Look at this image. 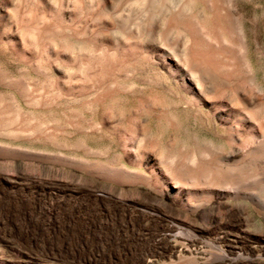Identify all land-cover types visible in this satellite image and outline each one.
I'll return each instance as SVG.
<instances>
[{"label":"rangeland","instance_id":"obj_1","mask_svg":"<svg viewBox=\"0 0 264 264\" xmlns=\"http://www.w3.org/2000/svg\"><path fill=\"white\" fill-rule=\"evenodd\" d=\"M204 1L0 0V122H10L0 125V264H264L257 244L222 238L228 211L245 207L241 230L253 237H264V214L249 201L223 198L199 216L158 162L208 148L226 152L234 130L254 133L224 120L220 105L243 109V118L257 111L255 123L264 121V0H220L231 4L245 39H229L241 44H227L232 53L193 61L215 87L213 104L167 59L191 36L183 20L212 28L216 12ZM107 81L118 85L105 94ZM80 85L83 101L68 94ZM128 122L146 135V158L128 133L114 130ZM261 157L238 175H203L199 187L232 183L264 204ZM152 206L169 218L160 222ZM157 245L171 250L159 255ZM58 246L75 259L45 256Z\"/></svg>","mask_w":264,"mask_h":264},{"label":"bare ground","instance_id":"obj_2","mask_svg":"<svg viewBox=\"0 0 264 264\" xmlns=\"http://www.w3.org/2000/svg\"><path fill=\"white\" fill-rule=\"evenodd\" d=\"M208 1H210L211 5ZM139 2L150 3V2H152V0H137V2H134V3L136 4ZM206 2H208V4L210 6H213L212 10H215V12H216L215 18L212 22L213 23L212 28L208 27L206 25V23L203 21V19L197 18L194 20V22H189V21L183 20L184 27L186 29H188L191 36L187 39L186 46L184 47L182 52H180V53L174 52V54H173V52H171L170 58L167 57V59H170L174 65L179 67V73H180L179 76H181L180 79L187 80L188 82H190L193 85V89L196 91V93L198 95H200L201 97H204L206 100H209L211 104H213L214 100H211L210 95L212 93H215V87L212 84H210V85L204 84V80L208 76L205 74L204 70L202 72V70L200 71V70L196 69L193 66L194 65L193 61H195L196 59H201L198 61L203 62L209 58H215V56H216L215 54H218L221 52H223L225 54L232 53L229 45L227 46V44H229V43L231 44V42H232V41L230 42L229 39L230 38H236L238 41H241V40L244 41L245 34H244L243 29L240 26V24H241L240 22H238V24L237 23L235 24V22L233 23L232 20L235 19V17H233V14H235V13H233L234 10L231 9V4L229 6L230 9L225 7V4L228 1H226L225 4H223L224 2L220 1V0H207ZM228 4L229 3H227V5ZM200 18H202V17H200ZM138 34L140 35V32H138ZM226 35H228L227 38L225 37ZM207 42L211 45H209ZM231 45L233 47L234 46H236V47L241 46L240 42H238V44L233 43ZM117 46H119V45H117ZM240 51H241V49H240ZM244 55H245V53H244ZM163 57H165V56H163ZM81 58H83V57H81ZM90 58H91V56H90ZM227 58H228V56H227ZM182 61L185 62L186 64L184 63L185 64L184 65ZM202 62H201V64H203ZM212 65H213V68H215L214 62L212 63ZM244 65L246 67V72L250 76V80L253 81L254 80V74L250 70V68L247 66L248 62L244 61ZM217 67H219V66H217ZM213 68H211V69H213ZM101 71H103V70H101ZM84 74H85V76L87 75V73H84ZM99 74H100V76H102L101 73H99ZM103 74L105 75V77L106 76L112 77L113 71H107V69H106V72ZM94 75H96V74H94ZM214 75H216V74H214ZM97 77H99V76H97ZM218 77H220V76L218 75ZM221 77H223V76H221ZM230 78H232V77H230ZM221 80H223V79H221ZM217 81H219V80H217ZM219 83H217V84H219ZM224 84H225L224 86H227V87L233 85L231 83H230V85H226V84H229V82L228 83L224 82ZM117 85L118 84L115 81L108 82L107 88H105V90H104L105 94L110 93L114 88L117 87ZM93 86H95V85H93ZM98 86H99V83H98ZM231 87L233 88V86H231ZM231 87H229V88L231 89ZM86 88H85V85L84 86L80 85L79 89H77L78 91H76L75 88L71 86L69 88L68 94L71 97L80 96L78 100L83 101L82 99H84L83 97L85 96V93L87 91ZM220 94H221V91H220ZM223 98H226V97H223ZM238 99H239V97H238ZM217 109H220V111L221 110L225 111V112H223L224 113V115H223L224 120L227 119L230 122H232L233 124L249 125V127L254 126V127H256V130L254 129L255 130L254 133L249 137L245 136V134H243L241 131H239L240 130L239 128H238L239 130H236V132L234 130L233 131L234 133H230V135H227L226 140H225V144H226V146H228L229 149H227L226 152L221 151L219 149L220 151H216L213 154V152H211L208 148V150H205L204 152H201V153L200 152L199 153H193L191 155L182 154V156H180L179 158L172 157L171 155H165L163 158L158 160L159 165L167 172V174L169 175V178L173 181L174 188L181 190V192H184V195L187 196L184 201L187 202L186 206L188 207V210L193 212V213L198 214L199 216H206V215L214 212V210L218 209V207L220 205L219 201L223 198L249 201L252 203L253 207L255 208V210L259 214H264V204H263V201L260 199L259 195H256V193L244 192V190L240 189L241 188L240 186L238 188V187H234L235 184L232 186V185H230L232 183H230V184L228 183L229 186L225 187V184H227V183H225V184H223L224 185L223 187H225V188L218 187V185H215V184L204 185L203 186L204 188L199 187L202 185L199 181H200V177H202L203 175H206V174H208L209 176H211V175L214 176L217 174L221 175L220 172L222 174H224L225 176L238 175L242 169L252 168L254 165H256L257 160L259 158H262L261 156H262V154H264V144L261 143V142H264V140L262 139L263 141L260 140L261 142H259V136H260L259 133L261 132L262 129L260 128V131H259L258 130L259 127L257 126V125H263V123L261 124V122L263 120L261 119V121L259 122L260 124L255 123V121L258 122V119L260 118L259 117L260 114L257 111H249L248 108H246V106H245L244 111H249L247 113H249L250 117L248 115L247 118H243L241 116L242 115L241 113H243L241 111L243 109L241 111L238 109V111H237L235 108H233L230 105V103H229V105H220L217 107ZM247 113H245V114H247ZM9 123H10L9 121H3V122H0V125L3 127H6L7 125H10ZM231 126H233V125H231ZM140 127L141 126L139 125V128ZM139 128L137 127V125H134V124L128 122L125 124V126L116 128L114 130H116L120 134L128 133L132 142H133L134 151L136 152V154L138 156H140L141 158H146L147 153H145V148L147 147V145H146L147 137L143 132L141 133L139 131L140 130ZM15 131H16V129H15ZM231 131H232V129H231ZM1 132H3V131H1ZM262 132H263V130H262ZM262 136L264 137V135H262ZM147 142H149V141H147ZM152 145H154V144H152ZM115 171L118 172V170H115ZM115 171H112V173H111V170H109V171L104 170L103 173H105L107 175H112L114 172V174H117V172H115ZM251 172L253 173V171H251ZM249 174H251V173H249ZM234 178H236V177H234ZM224 181H226V180L224 179ZM215 183L217 184V182H215ZM238 183H236V186ZM240 183L242 184V182H240ZM58 188H59V185H58ZM60 188H62V187H60ZM248 189H249V187H248ZM37 193L42 194L39 191H37ZM60 197H61V195H60ZM205 197L209 200H207V202H202V200ZM95 198H96V196H95ZM118 207H120V206H118ZM107 208H109V207H107ZM155 208H157V207L152 206V209L154 211H155ZM87 209H89V208H87ZM147 209H149V208H147ZM157 210H159L158 216L160 218V222H165L167 220V218H169V216H168L169 212H163L159 208H157ZM244 210H245V207L241 206V208L238 209V212L228 211V218L229 219H228V222L224 225L223 229H228L229 231L227 233H225L222 238L227 243L230 242L231 238L238 240L243 245L245 243H248V244L251 243V245H253V243H255V244H257L256 246L258 247L259 251L264 253V237H253V236L249 235L248 233H246L244 230H241V227H242L241 215L243 214ZM110 212H112V211H109V213ZM72 245H73V243H72ZM62 247H63V245H62ZM57 249L58 250H56L54 248H48L47 250H45L46 252H44V254H45V256H48V255L49 256H58L60 258H63L64 260H67L68 262L75 259L74 255L70 256L69 254H66L67 251L61 250V247L58 246ZM229 249L230 250L232 249L231 244L229 246ZM155 250H156L155 252L158 253L159 255H163L171 249L170 248L163 249L162 246L157 245L155 247ZM80 262H83V261H76V263H80ZM247 264H251V263L247 262Z\"/></svg>","mask_w":264,"mask_h":264}]
</instances>
